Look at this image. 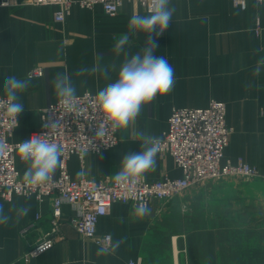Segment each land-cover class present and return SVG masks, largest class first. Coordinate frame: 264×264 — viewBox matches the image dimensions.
<instances>
[{"label": "crops", "instance_id": "1", "mask_svg": "<svg viewBox=\"0 0 264 264\" xmlns=\"http://www.w3.org/2000/svg\"><path fill=\"white\" fill-rule=\"evenodd\" d=\"M170 6L176 9L172 21L152 38L158 45L153 55L165 56L174 69V87L143 106L135 130L159 137L174 106L200 107L221 100L226 122L233 127L222 160L241 159L260 175L208 179L167 200L152 199L151 211L143 218L133 215L131 204L113 202L99 216L96 235L107 233L110 242H124L104 256L96 255L102 245L70 224L79 204L63 202L58 229L62 238L56 235L49 248L24 259L51 228L49 200L0 196L5 213L13 205L31 208L18 222L10 213L13 219L0 225V264H127L130 259L137 264H264V66L254 75L264 58V2L245 0L241 7L233 0H171ZM54 9L53 4L0 5V94L6 77L30 78V87L20 94L24 110L12 141L25 140L40 128L39 110L57 100V73L70 75L76 94L97 93L112 83L117 71H110V79L75 73L91 69L97 61L102 66L115 63L118 70L124 56L115 55V42L128 31L133 14L147 13L132 0L124 1L114 15L99 4L73 3L63 21L53 20ZM148 39L146 33L132 36L125 51L134 55ZM33 66L42 67L40 76L28 73ZM132 131L119 130L113 147L87 151L82 159L70 155V176L79 179L77 173L84 170L88 178H112L126 154L141 150L142 142L131 139ZM15 163L23 174L26 165L17 156ZM164 174L175 177L181 171L169 153L159 151L155 170L145 178L151 181Z\"/></svg>", "mask_w": 264, "mask_h": 264}, {"label": "built area", "instance_id": "2", "mask_svg": "<svg viewBox=\"0 0 264 264\" xmlns=\"http://www.w3.org/2000/svg\"><path fill=\"white\" fill-rule=\"evenodd\" d=\"M126 0H0L2 6H16L21 4H53L52 17L54 21H63L73 3L82 7H92L99 4L109 15L117 13L119 6ZM138 2L146 11L148 0H132ZM264 2V0H258ZM241 7L245 0H233ZM30 75L40 76L41 66H33L28 71ZM97 93L84 91L77 94L78 111L65 114L58 100L49 103L39 110L40 128L32 131L25 140L12 141L10 136L14 128L8 117L0 110V196L5 199L13 194L32 195L38 200L48 199L50 203L51 228L44 233V238L32 249L24 253V259L37 255L49 248L54 240L62 238L59 233L61 204L63 202L78 203V211L70 218V224L77 232L92 238L96 243L105 246L110 242V234L96 235V224L99 216L108 212L113 202L120 201L134 205L140 200H146L148 206L152 199L167 200L182 192L193 184L204 180L227 176H258V169L247 162L238 159L222 160L224 149L229 142L233 127L225 119L226 105L221 100L211 99L206 106H174L168 117V126L158 137L161 140L162 152L169 153L176 166L180 168L179 176L170 177L166 174L155 180L144 178L136 185V195L131 196L126 189L116 185L112 178L74 179L70 176L66 160L76 154L80 159L81 149L99 152L113 147L118 141V131L107 136L103 141L95 140L96 126L100 123V114L92 105V98ZM0 98L3 95L0 94ZM57 122L58 127L51 129L45 125ZM46 134L51 140L63 146L61 157L63 164L54 173L53 180L35 189H28L23 181V174L16 166L19 142L30 139L33 135ZM89 139L92 144L89 145ZM19 158V157H18ZM40 215L37 214V218ZM30 222L20 231L24 233ZM127 264H137L130 259Z\"/></svg>", "mask_w": 264, "mask_h": 264}, {"label": "clouds", "instance_id": "3", "mask_svg": "<svg viewBox=\"0 0 264 264\" xmlns=\"http://www.w3.org/2000/svg\"><path fill=\"white\" fill-rule=\"evenodd\" d=\"M171 5V0H148L147 13L144 15L133 14L128 23V31L120 35L114 44V53L119 57L122 53L124 59L117 70L115 63L102 66L98 61L91 69L81 68L75 75L83 76L85 73H99L105 79H110V71H117L116 79L99 90L92 98L94 109L100 114V123L96 126L95 140L103 139L123 129H133L131 139L140 141L141 150L136 153L126 154L119 171L112 176L113 182L135 197L136 185H138L150 171L155 170L156 156L161 149V140L135 130L137 117L144 105L153 101L158 95L164 96L172 91L175 83L174 69L165 56L153 55L158 47L152 38V33L157 36L168 28L176 11ZM158 29V31H157ZM146 33L149 39L138 52L130 55L125 51L132 36ZM264 66V58L257 62L254 75H259ZM30 87V78H18L9 76L3 82V98H0V110H3L9 120L12 129L18 126V115L23 112L24 105L20 102V94ZM54 87L58 104L65 114L77 112V89L67 72L57 73L54 78ZM57 122L46 127L55 129ZM92 140L89 139V145ZM17 155L26 165L22 181L28 189H35L53 180V175L63 164L61 159L63 146L51 140L46 134L33 135L30 139L19 142L16 145ZM3 145H0V153ZM87 154V149H81L80 155ZM87 173L82 170L77 173L83 177ZM31 211L30 206H15L5 213L3 205H0V225H6L13 219L10 213H15V220L25 217ZM146 200L140 199L135 205L133 215L143 218L150 213ZM123 223V218L120 220ZM123 239L110 242L100 247L96 255L104 256L115 253L123 243Z\"/></svg>", "mask_w": 264, "mask_h": 264}]
</instances>
